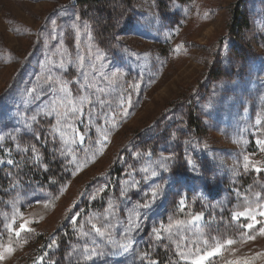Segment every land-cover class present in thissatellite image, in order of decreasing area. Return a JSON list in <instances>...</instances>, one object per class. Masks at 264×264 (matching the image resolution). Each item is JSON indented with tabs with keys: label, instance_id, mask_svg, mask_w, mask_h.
<instances>
[{
	"label": "rangeland",
	"instance_id": "rangeland-1",
	"mask_svg": "<svg viewBox=\"0 0 264 264\" xmlns=\"http://www.w3.org/2000/svg\"><path fill=\"white\" fill-rule=\"evenodd\" d=\"M131 4L102 43L105 7L0 0V161H14L0 162L11 178L0 264H192L217 245L204 264L227 247L240 264L264 252V171L252 167L264 169V0ZM235 7L249 22L238 37ZM42 133L68 176L59 190L25 176L45 169Z\"/></svg>",
	"mask_w": 264,
	"mask_h": 264
},
{
	"label": "trees",
	"instance_id": "trees-1",
	"mask_svg": "<svg viewBox=\"0 0 264 264\" xmlns=\"http://www.w3.org/2000/svg\"><path fill=\"white\" fill-rule=\"evenodd\" d=\"M179 2H187L189 0H177ZM75 3L78 6H86L91 9L104 8L103 13L100 16L101 21H98V34L102 38V43L106 42L108 39L109 31L113 30V20L120 13L123 14L124 11H127L128 8L131 7V0H75ZM164 0H159V8L162 10H166L163 6ZM126 13V12H125ZM231 17L229 22V32L234 34L235 37L243 35L244 29L249 25L248 19L245 15L239 13L237 7L233 8L231 11ZM44 134L40 135V138L37 140H33L34 146L39 149L40 155L42 156L40 162H44L45 169L43 167L36 171H33L32 168L27 169V174L25 175L29 180H33L35 182H39L43 186H48L52 190H59L67 181L68 176H64L62 174V167H60L57 163V157L53 153L55 151V147L53 146V142L45 139L43 141ZM58 161V160H57ZM42 164V163H41ZM11 188V178L6 172L4 166H0V210L4 207L6 200L10 195ZM96 207V205H92ZM1 229V228H0ZM1 233V230H0ZM226 248L225 252L209 260L206 264H228L230 259L233 256H230ZM264 252H256L249 255L250 264H264ZM157 260L162 262V259L157 256ZM240 264H244L241 263Z\"/></svg>",
	"mask_w": 264,
	"mask_h": 264
},
{
	"label": "snow or ice",
	"instance_id": "snow-or-ice-1",
	"mask_svg": "<svg viewBox=\"0 0 264 264\" xmlns=\"http://www.w3.org/2000/svg\"><path fill=\"white\" fill-rule=\"evenodd\" d=\"M73 27H75V25H73ZM28 91L31 92V91H34V89H29ZM0 139H2V138H0ZM81 139H83V137H81ZM260 143H261L262 146H264V141H260ZM262 150H264V148H262ZM133 155H136V153H133ZM172 159H173V157H171V156L163 157V158H162V162L158 165V167H159L160 169L167 170L168 162H170ZM244 160L246 161V163H245V168H247V167H248V163H247V162H248L249 158H248L247 156H245V157H244ZM0 162H5V163H8V164H13V163H14L13 160L0 161ZM188 164H189V165H193V161L189 159V160H188ZM252 167H253L256 171H258V172H260V171H264V169L258 168V167H256L255 165H253ZM156 175H157V173H156L155 171H153V172H152V176H156ZM161 187H162L161 185L156 184L154 187H152V188L150 189V191H151V193H152L153 195H155V194L158 193V191H159V189H160ZM122 195H123V193H122ZM180 203H181V205H183V203H184L183 200H181ZM243 214H244V213H241L240 215H243ZM234 215H235V214H234ZM260 215H261V216H264V211H261V212H260ZM200 218H201V216H200L199 214H197L196 216L193 217V220H199ZM72 219H73V220H76L77 217H76V216H73ZM250 220H251V222H250V223H247L246 225H244V227H246V228H248V229H252V228L254 227V225H255V223H256V216H255V215H252V216L250 217ZM26 227H27L26 222H25V223H21L19 229L16 230V231H17V234H19V232H20L21 230L26 229ZM260 233H261V234H264V227H262V228L260 229ZM249 239H254V237H251V236H250ZM228 243H231V241H228ZM56 244H57V242H56L55 240H53L52 243L49 245V247L51 248V247H53V246H56ZM9 250H10V249H9ZM220 250H221L220 246L217 245L215 248L211 249L210 251L205 252L203 255H201V256H199L197 259H195V260L192 262V264H204V261H205L207 258H209V257H211V256H213V255H215V254H217V253H219ZM2 258H3L2 255H0V259H2ZM228 264H239V262H237V261H230V262H228ZM244 264H250V262L247 261V260H245V261H244Z\"/></svg>",
	"mask_w": 264,
	"mask_h": 264
}]
</instances>
